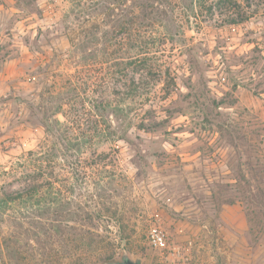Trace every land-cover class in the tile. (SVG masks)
<instances>
[{"label": "rangeland", "instance_id": "1", "mask_svg": "<svg viewBox=\"0 0 264 264\" xmlns=\"http://www.w3.org/2000/svg\"><path fill=\"white\" fill-rule=\"evenodd\" d=\"M193 3V13L176 10L181 38L165 40L162 29L156 31L148 49L147 93L125 99L143 128L128 129L129 142L97 147L112 153L116 184L103 193L110 209L99 214L91 211L87 187L81 200L101 226L85 235L108 236L114 247L88 248L38 234L31 219L13 234L14 225L5 220L0 264H104L110 254L122 259L124 249L140 264H161L163 252L148 242L156 215L168 250L187 255L179 260L203 264L209 251L215 264H264V0ZM69 6L68 0H0V168L37 148L43 116L64 95L54 92L72 82L77 98H84L88 82V93L117 103L140 77L129 67L120 81L104 78L112 70L104 62L85 68L68 40ZM109 119L118 132L124 128ZM11 179H0L6 191L23 187Z\"/></svg>", "mask_w": 264, "mask_h": 264}, {"label": "trees", "instance_id": "2", "mask_svg": "<svg viewBox=\"0 0 264 264\" xmlns=\"http://www.w3.org/2000/svg\"><path fill=\"white\" fill-rule=\"evenodd\" d=\"M68 1L70 6L65 12L70 21L68 40L73 52H80L77 56L83 66L110 63L112 70H105L103 77L118 81L132 67L140 77L133 80L128 92H124L125 97L117 103L110 99L98 100L88 93L92 91L88 82L84 98H77V86L72 82L64 92H54L64 95L53 105L51 115L43 116V137L37 148L23 152L7 169L0 168V179L10 177L11 182H20L23 186L20 190L6 191L0 180V222L9 220L15 227L13 234H19L17 228L31 219L38 234H50L58 240L88 248L95 245L113 248L115 243L108 236L96 240L85 235L97 233L96 227L101 225L93 222L88 211L90 204L82 202L84 192L91 187L87 192L88 199L94 203L91 211L99 214L102 209H110L103 193L113 192L116 184V172L113 167L109 168L112 153L98 151L97 147L118 139L129 142L128 129L143 128L142 120L135 121L137 114H130V104L125 99L147 93L148 49L156 43V31L161 28L165 40L174 35L181 38L178 31L182 25L177 22L176 10L180 7L193 13L194 3L193 0L188 3L185 0ZM110 115L124 127L120 132V127L115 129L110 122ZM84 122L89 124L83 126ZM86 175L92 176L90 181L85 180ZM69 176L75 182L69 181ZM255 227L251 222L249 232L254 238L258 236ZM9 238L15 237L5 239ZM124 254L125 249L119 253L120 257ZM115 260L110 254L102 262ZM73 264L86 263L78 260Z\"/></svg>", "mask_w": 264, "mask_h": 264}, {"label": "built area", "instance_id": "3", "mask_svg": "<svg viewBox=\"0 0 264 264\" xmlns=\"http://www.w3.org/2000/svg\"><path fill=\"white\" fill-rule=\"evenodd\" d=\"M148 242L154 248H156L162 252L169 251L168 249H169L170 243L168 241V234L162 227V218L159 215H156L154 217V219H153V221L149 227ZM172 251H174V250H172ZM180 255L182 256V254H180Z\"/></svg>", "mask_w": 264, "mask_h": 264}, {"label": "crops", "instance_id": "4", "mask_svg": "<svg viewBox=\"0 0 264 264\" xmlns=\"http://www.w3.org/2000/svg\"><path fill=\"white\" fill-rule=\"evenodd\" d=\"M205 251H202V253ZM179 252L177 251H165L163 253H161L160 255V261L161 264H193V263H189L184 261V259L179 260L178 257H183L186 258L187 255H180L178 254ZM205 253H207V255L202 254L203 257H206L207 259H205L206 261L202 262L203 264H215V260L213 256H210L209 251H206ZM189 257V256H188ZM174 258H178L177 260H174ZM145 263L147 262V256L144 258Z\"/></svg>", "mask_w": 264, "mask_h": 264}, {"label": "water", "instance_id": "5", "mask_svg": "<svg viewBox=\"0 0 264 264\" xmlns=\"http://www.w3.org/2000/svg\"><path fill=\"white\" fill-rule=\"evenodd\" d=\"M104 264H111V263H104ZM115 264H140V260L135 258L128 257L126 254L122 256V260Z\"/></svg>", "mask_w": 264, "mask_h": 264}, {"label": "flooded vegetation", "instance_id": "6", "mask_svg": "<svg viewBox=\"0 0 264 264\" xmlns=\"http://www.w3.org/2000/svg\"><path fill=\"white\" fill-rule=\"evenodd\" d=\"M122 259H120V260H115V261H109V262H107V263H111V264H115V263H118V262H120Z\"/></svg>", "mask_w": 264, "mask_h": 264}]
</instances>
